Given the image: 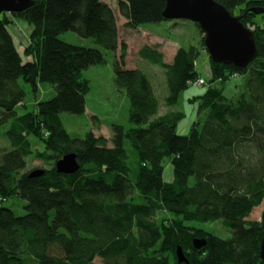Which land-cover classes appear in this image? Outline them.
I'll return each mask as SVG.
<instances>
[{
	"label": "trees",
	"instance_id": "trees-1",
	"mask_svg": "<svg viewBox=\"0 0 264 264\" xmlns=\"http://www.w3.org/2000/svg\"><path fill=\"white\" fill-rule=\"evenodd\" d=\"M215 1L252 31L257 57L238 70L208 56L205 92L187 100L197 107L185 136L176 130L186 114L174 107L201 78L196 61L206 51L197 24L199 44L178 48L171 63L156 46L137 52L164 71L168 110L160 114L149 77L126 68L127 46L104 0H33L20 13H0V116L11 121V148L0 150V264H184L177 261V247L188 264H264V212L260 221L248 219L264 201V25L255 22L264 19L258 13L264 0ZM116 4L131 30L170 21L162 16L165 0ZM11 18L30 28L23 48L14 44ZM68 31L114 53L113 82L129 101L130 128L113 124L108 137L90 131L78 138L63 127L61 112L85 113L89 83L83 71L106 63L100 50L60 40ZM234 74L244 81L242 91L227 98L225 82ZM19 79L33 92L49 84L55 95L17 115L16 107H25ZM124 140L135 152L134 168ZM68 153L76 155L79 170L57 173L55 163ZM28 157L47 166L37 168L41 176H28L35 169L25 172ZM165 160L172 166L171 182L163 180ZM12 197L26 202L25 215L3 205ZM216 221L230 238L185 225ZM194 240L205 245L196 249Z\"/></svg>",
	"mask_w": 264,
	"mask_h": 264
},
{
	"label": "rangeland",
	"instance_id": "rangeland-1",
	"mask_svg": "<svg viewBox=\"0 0 264 264\" xmlns=\"http://www.w3.org/2000/svg\"><path fill=\"white\" fill-rule=\"evenodd\" d=\"M119 15L116 12V18ZM120 19V18H119ZM118 19V20H119ZM255 22L259 25H264V19L257 18ZM139 30L150 31L157 34L164 41L165 49H163L165 56L164 61L166 63L172 60L173 50L180 47L185 48L191 45L197 44V31L198 29L194 23L185 20H171L164 21L156 24H143L139 26ZM137 32H135L136 34ZM146 33V32H145ZM120 35L124 38L123 32ZM148 35V36H146ZM144 35V41L141 43H149L155 37L153 34L146 33ZM59 39L76 46H82L86 48H95L100 50L105 57L106 63L101 66L90 67L83 71L82 77L86 79L89 83V91L85 95V113L83 115L77 116L66 112H61L59 118L63 124V127L72 137L83 138L86 133L92 131L96 135L110 134V126L113 124L121 125L125 129L130 128L132 125L128 122V109L129 101L125 94L119 91L113 82V62L114 53L106 51L96 45L92 39H84L79 37L74 32H64L59 35ZM137 41V40H136ZM137 44H141L138 40ZM171 47V48H170ZM19 48V47H18ZM20 50V49H18ZM166 57V59H165ZM136 55L133 50L128 56V66L135 67L143 71L153 83L157 97L161 102L160 114H163L168 110L164 105V96H166V85L164 71L157 65L145 62V64H138L136 62ZM168 61V62H167ZM196 70L199 76L204 80H207L210 76L208 55L206 52L201 53L200 57L196 61ZM19 85L25 92V97L23 104L25 107H16L17 115H22L26 112H30L34 109L38 101H46L51 99L55 95V89L49 84H40L36 92L32 91L30 85L23 82L22 79L18 81ZM244 83L242 78H231L225 82L224 95L227 98H231L235 94L242 91V84ZM204 86H192L190 85L184 92L181 93L179 97L178 104L174 107L175 110L182 111L186 114V118L181 121L177 127V134L181 136L187 135L190 126L196 119V105H191L188 103V99L194 96H200L205 92ZM11 121L1 122L0 116V150H8L11 148L10 141L7 137V130L9 129ZM96 124H100L99 129H97ZM29 140L34 148H41L40 144L34 137H29ZM123 148L126 152L127 161L129 165L134 168L136 162V156L133 148L127 140L123 141ZM27 167L26 171H31L37 168L47 167L43 162L33 160L28 157L26 159ZM164 182H171L173 179L172 166L167 160L163 162ZM133 176V175H131ZM192 184V181H190ZM25 201L19 198H8V200L3 204L5 207L12 209L15 216H23L26 214L24 209ZM264 212V201L255 208L249 216V220L260 221L262 214ZM185 225L206 230L215 236L228 239L231 237V232L228 228L224 227L220 221L216 222H185ZM96 264H100V260H95Z\"/></svg>",
	"mask_w": 264,
	"mask_h": 264
},
{
	"label": "water",
	"instance_id": "water-1",
	"mask_svg": "<svg viewBox=\"0 0 264 264\" xmlns=\"http://www.w3.org/2000/svg\"><path fill=\"white\" fill-rule=\"evenodd\" d=\"M32 2L33 0H0V13H20ZM258 13H264V10ZM162 16L165 20H185L197 24L203 33L205 51L214 63L233 65L241 70L257 57L252 31L215 0H165ZM79 168L74 153L65 154L55 163L56 172L60 174L70 175ZM43 173V170L35 169L28 176L38 177ZM204 245L205 241H193L196 249ZM176 256L178 263L188 264L180 247L176 249ZM260 259L264 261V235Z\"/></svg>",
	"mask_w": 264,
	"mask_h": 264
},
{
	"label": "crops",
	"instance_id": "crops-1",
	"mask_svg": "<svg viewBox=\"0 0 264 264\" xmlns=\"http://www.w3.org/2000/svg\"><path fill=\"white\" fill-rule=\"evenodd\" d=\"M104 2L106 4H108L113 9V11H115V14H116V12H117L116 0H104ZM117 17L118 18L116 19V22H117V28H118V32H119V40L124 42L127 46L126 68L135 69V67L128 66V62H127L128 56L132 53V50H133L134 54L136 55V59H135L136 62L138 64H141V65L145 64V61L142 60L141 58H139L137 55L138 50L144 45L156 46L158 48L157 50L159 52L163 53V55L165 56L163 49H165L166 45L162 43L164 40L161 37H159L157 34H154L148 30L147 31L139 30V27L136 28L135 30L125 28L124 24L126 23V21L122 17H120L119 15H117ZM11 21H12V23L10 26V33L13 37L14 44H15L16 48L17 47L23 48L28 44V35L30 32V28L27 26V24H25L22 21L12 19V18H11ZM121 32H123L124 38L122 37L123 35L122 36L120 35ZM135 32H137V33L135 34ZM145 32L150 34V35L151 34L155 35V37L152 39V41L149 40L150 41L149 43H141L144 41V35H146ZM146 36H148V35H146ZM196 38H197V44L195 46H197L199 44V41L201 38L198 31H197V37ZM138 40L141 44L136 45L135 41L138 42ZM185 48H187V47H185ZM176 51H177V49L173 50L172 60H173V57H174ZM202 53H204V51ZM165 59H166V57H165ZM172 60L170 62H168V61L167 62L171 63ZM103 136L108 137L109 134L103 135Z\"/></svg>",
	"mask_w": 264,
	"mask_h": 264
},
{
	"label": "built area",
	"instance_id": "built-area-1",
	"mask_svg": "<svg viewBox=\"0 0 264 264\" xmlns=\"http://www.w3.org/2000/svg\"><path fill=\"white\" fill-rule=\"evenodd\" d=\"M231 78L237 79L238 76L234 74V75L231 76ZM191 84H193V85L196 86V87H199V86H206V81H205L203 78H199V79L195 80V81H194L193 83H191Z\"/></svg>",
	"mask_w": 264,
	"mask_h": 264
}]
</instances>
